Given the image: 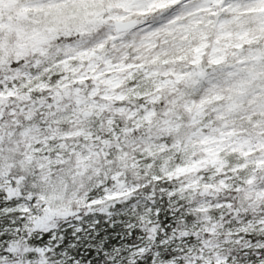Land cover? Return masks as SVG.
I'll use <instances>...</instances> for the list:
<instances>
[{"label":"snow or ice","instance_id":"6c2138e0","mask_svg":"<svg viewBox=\"0 0 264 264\" xmlns=\"http://www.w3.org/2000/svg\"><path fill=\"white\" fill-rule=\"evenodd\" d=\"M0 264H264V0H0Z\"/></svg>","mask_w":264,"mask_h":264}]
</instances>
